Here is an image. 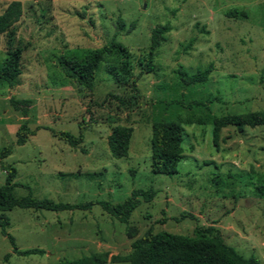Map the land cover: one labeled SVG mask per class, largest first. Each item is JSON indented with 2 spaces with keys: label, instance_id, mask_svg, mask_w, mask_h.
I'll return each mask as SVG.
<instances>
[{
  "label": "rangeland",
  "instance_id": "rangeland-1",
  "mask_svg": "<svg viewBox=\"0 0 264 264\" xmlns=\"http://www.w3.org/2000/svg\"><path fill=\"white\" fill-rule=\"evenodd\" d=\"M11 1L0 0V13ZM19 1L21 15L12 28L13 45L22 49L21 74L13 87L0 81V186L5 167L12 165L14 181L28 185L38 199L120 203L133 189L152 188L155 194L141 200L127 223L98 203L73 210H6L7 231L18 248L45 252L18 255L0 232V264H60L97 251L125 254L148 228L189 235L196 224L214 225L241 255L264 264V198L255 193L264 183V125L242 131L223 127L214 144L210 123L213 115L264 110V0ZM234 8L237 14H229ZM159 24L170 30L154 52V69L146 72L138 60ZM7 39L0 35V64ZM111 39L129 50L131 79L139 91L130 107L118 98L126 100L131 88L106 71L108 63H117L114 58L101 63L92 91L66 77L58 64L61 54L82 59ZM209 64L203 84L185 85L177 74ZM174 99L184 104L170 103ZM194 100L206 106L188 107ZM178 116L204 121L183 123L184 156L177 173L155 174L151 124ZM110 120L133 129L124 157L108 150ZM23 121L31 134L17 145ZM80 125L83 140L77 146L59 137L60 131L78 135ZM6 146L11 152L2 157ZM21 185L13 190L17 197L28 193Z\"/></svg>",
  "mask_w": 264,
  "mask_h": 264
},
{
  "label": "trees",
  "instance_id": "trees-1",
  "mask_svg": "<svg viewBox=\"0 0 264 264\" xmlns=\"http://www.w3.org/2000/svg\"><path fill=\"white\" fill-rule=\"evenodd\" d=\"M238 10L232 9L229 14L235 15ZM21 15V2L13 0L0 13V35L6 34L8 47L6 57L0 64V81L13 87L18 84L21 74V53L19 46L13 45V24ZM119 28H124V22H119ZM133 28L131 24L128 32ZM170 30L168 24L155 26L150 33L148 52L138 60L143 71L149 72L154 69L153 56L155 50L167 40L166 33ZM129 50L121 42L111 39L101 47L95 48L84 54L82 59L73 56L59 55L58 64L66 77L74 80L79 86L92 91L94 89L97 71L102 62L114 58L117 63H108L106 71L112 79L121 85L131 88L127 99L118 98L121 104L132 106L139 97V91L135 80L131 79V67L128 63ZM212 70L211 64L203 69H196L194 73L178 69L177 74L185 85L203 84L208 80ZM209 99L208 101H210ZM170 103L184 104L183 100L174 99ZM206 106L203 100H194L187 103L188 107ZM25 115V114H24ZM202 123V117L185 120L178 116L170 120H155L151 124L150 136V168L155 174L173 175L177 173V165L183 158V135L185 122ZM111 125L110 133L107 135V147L111 156L121 158L127 155L133 129L130 126L115 124ZM212 124V138L217 144L219 133L223 127L234 126L242 131L246 126L255 127L264 125V110L247 111L243 113H226L213 115L210 119ZM83 126L79 127V134L73 135L68 131L58 132L59 137L72 147L77 146L83 140ZM31 130L27 122L23 121L16 131V144L22 145L26 142ZM11 152V147L6 146L1 151L4 157ZM5 180L0 186V232L7 237L12 246V252L18 255L44 254L40 248L20 249L15 243V238L7 231L10 224L9 218L4 211L14 207L20 208H42L48 210H73L86 209L92 204L98 203L112 218L119 222L127 223L133 210L140 204L141 200L150 201L155 191L148 189H133L128 197L120 203L108 201L86 202V203H63L54 202L50 199H38L33 197L28 185H21L14 181L16 169L6 166ZM24 186L28 193L24 196H15L13 190L16 186ZM257 196L264 198V183L255 187ZM182 216H186L185 213ZM7 257V255H6ZM128 264H259L254 256L244 257L234 247L223 239L220 230L214 225L196 224L189 235L172 233L166 230L154 232L148 228L141 236L132 240L130 250L125 254L109 255L107 251L92 252L88 255L73 259H66L60 264H106L107 262Z\"/></svg>",
  "mask_w": 264,
  "mask_h": 264
}]
</instances>
